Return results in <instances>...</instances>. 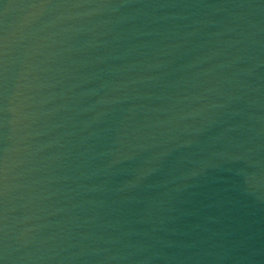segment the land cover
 Listing matches in <instances>:
<instances>
[{
	"label": "water",
	"instance_id": "obj_1",
	"mask_svg": "<svg viewBox=\"0 0 264 264\" xmlns=\"http://www.w3.org/2000/svg\"><path fill=\"white\" fill-rule=\"evenodd\" d=\"M0 264H264V0H0Z\"/></svg>",
	"mask_w": 264,
	"mask_h": 264
}]
</instances>
